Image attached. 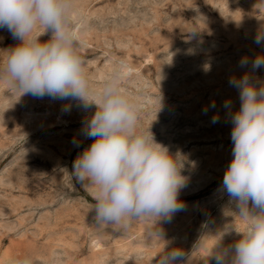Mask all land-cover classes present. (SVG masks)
<instances>
[{"label": "rangeland", "instance_id": "1", "mask_svg": "<svg viewBox=\"0 0 264 264\" xmlns=\"http://www.w3.org/2000/svg\"><path fill=\"white\" fill-rule=\"evenodd\" d=\"M75 5L73 30L93 86L99 88L122 64L127 91L143 105L140 127L150 126L158 142L183 154L184 207L160 226L164 240L186 253L184 264H206L219 233L244 227L221 190L233 159V125L223 103L231 98L233 112L240 106L232 76L252 72L264 81V67L253 72L251 63L239 64L242 57L251 62L264 54V46L254 42L264 33V0H75ZM17 43L0 28V67ZM77 104L19 97L0 75V264L26 253L40 264H156L164 242L147 237L149 222L133 221L127 230L94 224L92 190L71 172L77 155L92 143L81 129L95 107L85 111ZM237 239L233 231L224 242Z\"/></svg>", "mask_w": 264, "mask_h": 264}, {"label": "clouds", "instance_id": "2", "mask_svg": "<svg viewBox=\"0 0 264 264\" xmlns=\"http://www.w3.org/2000/svg\"><path fill=\"white\" fill-rule=\"evenodd\" d=\"M75 7V0H0V28L19 41L8 51L0 75L19 97L77 101L85 111L95 107L81 129L92 143L77 155L71 172L77 183L92 190L89 212H94L95 226L127 230L133 221H147V237L164 242L156 264H184L186 253L164 240L160 226L184 207L179 200L187 184L182 174L184 156L158 142L150 126L140 127L143 105L127 91L122 64L99 88L93 86L73 30ZM45 35L49 39L41 41ZM254 42L264 46V33H257ZM249 63L253 72L264 67V54L251 62L245 56L239 62L241 67ZM229 84L238 90L240 106L233 112L231 98L223 103L233 125V159L221 190L244 227L219 233L206 264H264V81L244 72L232 76ZM160 101L158 97V110ZM70 107L65 105L63 110ZM218 121L219 115L214 114L212 122ZM233 231L239 239L225 243V236ZM5 264L40 262L26 253L9 256Z\"/></svg>", "mask_w": 264, "mask_h": 264}]
</instances>
